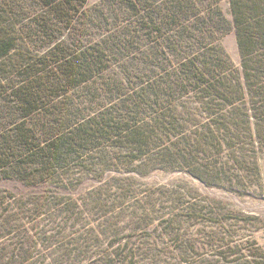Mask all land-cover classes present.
<instances>
[{
	"label": "trees",
	"instance_id": "trees-1",
	"mask_svg": "<svg viewBox=\"0 0 264 264\" xmlns=\"http://www.w3.org/2000/svg\"><path fill=\"white\" fill-rule=\"evenodd\" d=\"M228 1L231 15L223 0H0V181L66 179L77 162L94 177L126 163L233 183L234 165L258 166L248 150L264 147V0ZM232 31L239 66L220 41ZM86 226L28 224L0 264L186 261L183 241L141 239L147 224ZM127 229L146 233L123 239ZM235 247L199 264H231Z\"/></svg>",
	"mask_w": 264,
	"mask_h": 264
},
{
	"label": "rangeland",
	"instance_id": "rangeland-1",
	"mask_svg": "<svg viewBox=\"0 0 264 264\" xmlns=\"http://www.w3.org/2000/svg\"><path fill=\"white\" fill-rule=\"evenodd\" d=\"M99 1L89 0V4ZM222 4L231 15L229 1L223 0ZM220 41L233 64L239 66L241 53L235 31ZM227 151L223 152L225 159ZM248 154L251 159L257 158L258 166L248 164L243 170L234 165L239 180L233 183L224 180L208 184L187 169L157 168L141 173L126 163L107 169L102 177H94L82 172L77 162L70 168L74 177L66 179L58 176L63 175L62 169L56 176L35 183L3 179L0 224H147V233L127 229L123 239L136 240L146 233L141 239L173 249L183 241L189 246L184 264H199L209 253L231 242L236 246L228 257L231 264H258V255L264 256V147L254 151L250 145ZM126 186L129 192L123 191ZM148 197L155 206L143 213L136 205ZM8 216L12 220L4 223ZM25 226L10 234L0 229V247L10 243Z\"/></svg>",
	"mask_w": 264,
	"mask_h": 264
}]
</instances>
